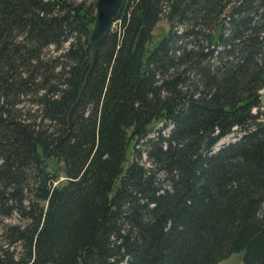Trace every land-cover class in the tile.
I'll list each match as a JSON object with an SVG mask.
<instances>
[{"label": "trees", "instance_id": "trees-1", "mask_svg": "<svg viewBox=\"0 0 264 264\" xmlns=\"http://www.w3.org/2000/svg\"><path fill=\"white\" fill-rule=\"evenodd\" d=\"M94 20L0 0V264H264V0Z\"/></svg>", "mask_w": 264, "mask_h": 264}, {"label": "water", "instance_id": "water-1", "mask_svg": "<svg viewBox=\"0 0 264 264\" xmlns=\"http://www.w3.org/2000/svg\"><path fill=\"white\" fill-rule=\"evenodd\" d=\"M125 0H96L95 1V20L93 28L88 36L91 46L107 32L110 24L118 17L120 10L123 8ZM88 65L83 70L81 80L84 79Z\"/></svg>", "mask_w": 264, "mask_h": 264}, {"label": "rangeland", "instance_id": "rangeland-1", "mask_svg": "<svg viewBox=\"0 0 264 264\" xmlns=\"http://www.w3.org/2000/svg\"><path fill=\"white\" fill-rule=\"evenodd\" d=\"M88 1H92V0H88ZM118 24H115L113 29L117 28ZM168 30V23L166 21L165 18H161V20H159L156 25L154 26L153 30H152V37H153V42L154 44L156 42H158L160 39H162L165 35L166 32ZM49 49H52L51 47ZM262 93H264V89L262 90ZM264 110V108L262 109ZM264 117V116H263ZM233 136L230 135L226 138H223L222 140H220L217 145H221L223 143H226L230 140H232ZM143 163H147L145 157L142 159ZM60 179V178H59ZM8 223H14V222H18V220H16L15 218L13 219H9L7 220ZM21 224H24V222H20ZM1 229H0V235H1ZM218 264H244L243 262V252L240 253H232L230 255H228L226 258L220 260L218 262Z\"/></svg>", "mask_w": 264, "mask_h": 264}]
</instances>
